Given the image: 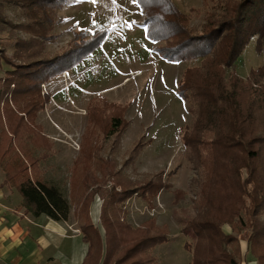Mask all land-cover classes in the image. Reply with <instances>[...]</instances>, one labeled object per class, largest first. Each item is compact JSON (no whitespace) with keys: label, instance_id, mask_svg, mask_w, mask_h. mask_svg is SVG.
<instances>
[{"label":"trees","instance_id":"obj_1","mask_svg":"<svg viewBox=\"0 0 264 264\" xmlns=\"http://www.w3.org/2000/svg\"><path fill=\"white\" fill-rule=\"evenodd\" d=\"M68 1L27 0L22 10L41 20L28 23L24 31L32 32V37H53L54 9ZM141 2L147 14L145 24L154 28L150 37L160 34L161 27L168 29L167 33L163 30L161 41L167 48L160 49L162 57L173 63L201 62L200 67L186 70L179 88L183 100H193L191 112L196 118L184 136L200 174L197 214L184 228L196 238L194 246L186 245L192 252V264H242L239 236L244 232L248 234L247 259L264 264V64L251 71L247 79L236 71L237 61L253 39L257 40V53L264 58V0H227L222 13L211 15L198 36L189 28V15L182 14L170 0ZM166 8H171L170 14ZM0 24H8L1 12ZM6 31L0 29V66L5 63L12 70L0 78V113L11 112L13 121L0 136V168L5 174L1 186L19 193L24 215L67 223L73 217L89 245L84 264H157L152 250L168 242L165 230L153 221L136 229L122 220V212L135 195L151 204L170 188L163 172L133 181L124 168L116 172L112 161L94 168L90 158L81 160L82 156L74 164L69 198L59 186L40 177V161L47 160L53 148L37 123L39 113L51 102L50 95L42 98L41 86L103 45L106 37H95L91 42L84 33L76 34L74 39L79 44L43 61L35 44L18 39L11 43L12 38L1 37ZM111 119L108 135L119 131L120 123L127 129L126 120ZM86 143L82 152L88 147ZM142 147L139 144L133 150L125 168L135 163ZM38 149L44 153L36 157ZM108 183H112L110 189ZM179 194L175 203L181 198ZM96 196L103 200L100 222L104 233L91 218ZM225 226L231 228V234L225 233Z\"/></svg>","mask_w":264,"mask_h":264},{"label":"rangeland","instance_id":"obj_2","mask_svg":"<svg viewBox=\"0 0 264 264\" xmlns=\"http://www.w3.org/2000/svg\"><path fill=\"white\" fill-rule=\"evenodd\" d=\"M13 1L0 0L2 18L8 23L7 26L0 24V29H7L1 37L12 38L11 43L18 39L35 44L39 60L54 59L79 44L80 41L74 39L76 34L84 33L86 41L91 42L95 37H106L103 45L92 49L68 69L69 78L64 72L41 86L42 98L50 95L51 102L39 113L37 123L53 148L50 157L40 161V177L59 186L69 198L74 164L82 156L81 160L89 157L94 168L100 167L103 161H112L117 165L116 172L124 168L125 175L133 181L144 180L146 174L155 177L163 172L170 188L164 189L151 204L135 195L124 204L122 220L136 229L153 221L159 229L165 230L168 242L152 250L157 264H192V252L186 245L194 246L196 238L191 231L185 233L184 228L197 214L200 174L184 136L192 129L196 118L191 112L193 100H183L179 88L186 70L200 67L201 62L173 63L162 57L160 49L167 48V43L161 41L163 30L168 29L161 27L160 34L150 37L154 28L145 24L147 14L142 0L136 3L132 0H116L115 3L113 0H96V3L69 0L61 8L55 7L50 33L53 37L46 38L32 37V32L24 31L28 23L33 25L41 19L22 10L27 0ZM170 1L182 14L189 15V28L194 36L201 34L208 18L221 14L227 3V0ZM158 10L162 8L159 6ZM166 12L170 14L171 8H166ZM168 19L171 21V16ZM256 45L257 40L253 39L236 63V71L245 79L264 64ZM9 52L11 56L12 50ZM11 70L12 67L3 63L0 78ZM43 86L48 92L45 95ZM0 114L1 136L8 130L13 116L5 111ZM111 118L126 120L127 129L120 123L117 130L122 133L108 135ZM84 142L88 147L82 152ZM139 144L143 147L135 163L125 168ZM43 153L44 149H38L34 155L39 157ZM0 173L5 179L1 168ZM111 186L112 183H108L107 188ZM10 191L19 195L15 189ZM177 192L181 193V198L175 203ZM97 201L102 210L103 200L99 196L92 205ZM16 208L23 211L20 204ZM69 224L79 228L73 217ZM224 230L231 231L229 226ZM239 239L248 241V234L242 233Z\"/></svg>","mask_w":264,"mask_h":264},{"label":"crops","instance_id":"obj_3","mask_svg":"<svg viewBox=\"0 0 264 264\" xmlns=\"http://www.w3.org/2000/svg\"><path fill=\"white\" fill-rule=\"evenodd\" d=\"M3 182L4 177L0 173V264H84L89 245L84 243L79 228L67 222H55L46 216L30 218V215H24V211L16 208L22 203L21 196L14 195L8 187H2ZM100 206L99 201L92 205L91 218L101 230ZM231 232L225 231L226 234ZM241 247L242 264H257L246 257V239L241 241Z\"/></svg>","mask_w":264,"mask_h":264},{"label":"built area","instance_id":"obj_4","mask_svg":"<svg viewBox=\"0 0 264 264\" xmlns=\"http://www.w3.org/2000/svg\"><path fill=\"white\" fill-rule=\"evenodd\" d=\"M65 75H66V78H69V73L68 72H65ZM43 88H44V95H45L48 92L46 91V86H43Z\"/></svg>","mask_w":264,"mask_h":264},{"label":"snow or ice","instance_id":"obj_5","mask_svg":"<svg viewBox=\"0 0 264 264\" xmlns=\"http://www.w3.org/2000/svg\"><path fill=\"white\" fill-rule=\"evenodd\" d=\"M91 2H92V3H96V0H91ZM115 2H116V0H113V3H115ZM132 2H133V3H136L137 0H132Z\"/></svg>","mask_w":264,"mask_h":264}]
</instances>
